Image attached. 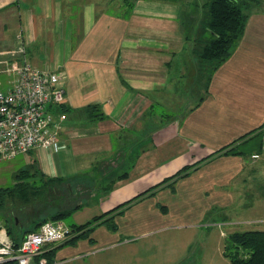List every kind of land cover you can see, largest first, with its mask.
I'll return each instance as SVG.
<instances>
[{"label": "crops", "instance_id": "crops-1", "mask_svg": "<svg viewBox=\"0 0 264 264\" xmlns=\"http://www.w3.org/2000/svg\"><path fill=\"white\" fill-rule=\"evenodd\" d=\"M115 2L0 0L2 59L16 51L19 60L60 73L65 103L52 109L67 114L60 150L21 155L23 165L9 175L34 165L48 178L90 184L83 207L65 221L71 234L45 252L55 250L51 264L106 251L87 264H143V241L176 227V214L184 218L178 226L204 225L209 234L218 227L225 236L232 230L224 227L239 224L224 221L223 212L264 208L263 156L210 157L264 127V0L247 10L244 33L208 82L191 79L198 65L192 34L203 20L197 1ZM258 212L243 223L264 230ZM101 216L87 235L73 231ZM188 255L170 264L189 263Z\"/></svg>", "mask_w": 264, "mask_h": 264}, {"label": "trees", "instance_id": "trees-1", "mask_svg": "<svg viewBox=\"0 0 264 264\" xmlns=\"http://www.w3.org/2000/svg\"><path fill=\"white\" fill-rule=\"evenodd\" d=\"M129 3L128 0H124ZM257 4V0H205L202 5L203 20L200 23V30L208 33V41L198 50L194 49L193 54L198 63L200 73L207 74V81L212 72H214L231 55L239 38L245 30L248 19L247 10ZM132 2L127 5L131 7ZM96 106L88 107L87 111L91 118L97 119L100 115H93ZM66 113V110H63ZM228 146L221 148L212 154L213 157L218 154L232 156H253L263 154L264 152V127L259 131L246 135ZM191 166L183 171H188ZM49 181L71 182L61 178H48L44 176L36 166L19 169L13 176V184L8 187L0 188V227H4L7 234L19 246L24 237L31 232L37 231L40 226L48 221L65 222L70 216L83 207L84 203L65 211H59L49 220H39L24 225L18 222L17 217L9 215L7 211H14V207L22 210L23 204H28L33 196L42 193L41 184ZM38 181H41L40 184ZM113 212V211H111ZM111 212H108L107 215ZM100 218L84 224L80 227L74 226L73 231H83L82 236L87 235V230L97 223ZM13 219V220H12ZM69 227V226H68ZM69 229H71L69 227ZM71 234V230L68 236ZM67 236V237H68ZM76 236L75 238H77ZM81 237V236H80ZM74 238V239H75ZM223 255L232 264H264V230L247 229L228 232L224 236ZM55 250H49L45 256L48 261L54 262L52 256Z\"/></svg>", "mask_w": 264, "mask_h": 264}, {"label": "built area", "instance_id": "built-area-1", "mask_svg": "<svg viewBox=\"0 0 264 264\" xmlns=\"http://www.w3.org/2000/svg\"><path fill=\"white\" fill-rule=\"evenodd\" d=\"M15 52H8V59L0 53V78L8 76L5 85L0 79V165L39 148L58 152L61 123L67 119L66 113L56 117L52 109L65 103L61 74L37 69ZM262 156L264 152L252 158ZM69 232L65 222L48 221L15 246L0 227V264H51L43 257L46 250Z\"/></svg>", "mask_w": 264, "mask_h": 264}, {"label": "rangeland", "instance_id": "rangeland-1", "mask_svg": "<svg viewBox=\"0 0 264 264\" xmlns=\"http://www.w3.org/2000/svg\"><path fill=\"white\" fill-rule=\"evenodd\" d=\"M184 5H194L193 2L199 7L197 8L198 14H200V8L205 3V0H201L202 3L199 2L200 0H179ZM130 3V0H128ZM116 5H128L129 3L124 2L123 0H116ZM202 10V8H201ZM203 11V10H202ZM208 33H204L200 29L195 31V33L192 34V44L194 49L200 50L205 43L208 41ZM191 76L193 78L192 82L199 78V76L203 80L207 81L208 73L202 74L199 71L198 65L196 66V69L191 72ZM1 80H5L4 77L0 78ZM202 80V79H201ZM192 86H196L194 83H191ZM197 87V86H196ZM196 103V99L191 102V105L189 107H186V109H192L193 106ZM159 111L161 113L167 114L168 111H166L163 108H159ZM166 117L165 115H163ZM22 157V156H21ZM19 156L18 159H16L13 162L10 163H3L2 166L4 168V172L2 173L5 177L3 181H0V188L2 187H8L13 184V178L10 176L11 169H8L12 166H14V169H18L23 165L22 159ZM1 166V167H2ZM9 166V167H8ZM39 184L41 181H38ZM45 183L41 184L42 186V193L33 196L30 202L28 204H23L22 210L18 211L16 207H14V211H7L9 215H14L17 217L18 222L24 225H29L30 222H37L39 220H49L54 214H56L59 211H65L66 209L74 208L75 206H78L82 203H85L86 197H87V191L89 187V183L87 181L82 182H62V181H49L45 180ZM162 198L166 197L165 194L161 196ZM261 203V202H260ZM260 203H257L255 206L254 212L250 211H243L242 208H239L238 206L233 207L232 209H229L222 214L226 217L223 220L229 221L233 223L239 224L238 226H232V227H224L225 231H233V230H247V229H258L263 228L260 226L261 224H244L243 222H247L249 217L258 215V211H261ZM258 212V213H257ZM257 213V214H256ZM163 217H161L162 219ZM174 223H177L174 228L171 229H164V230H153L150 239L144 240L142 245L143 247V254H144V261L143 264H170V258L175 257L173 259V263H176L178 259L181 258L183 260V255H188L189 252H186V248L180 249L181 244H184L185 246H188L190 244L191 249L188 257H190L189 263L187 261H183L180 264H223L222 261L226 260L222 255L220 254L221 250H224V236H222V233L220 234L221 229L218 227H215L211 232L212 234H209V230L204 228V225H201L199 227H189V226H178V222L183 220V216L176 214L174 218H171ZM13 220V219H12ZM71 221V220H69ZM222 221V220H221ZM68 222V220H67ZM173 223V224H174ZM206 226V225H205ZM161 228V227H160ZM210 232V233H211ZM189 233V234H188ZM190 237V239L187 240V237ZM152 237V238H151ZM180 249V250H179ZM113 252V251H111ZM192 252L194 253L192 255ZM110 252L106 251V253H100L97 257L103 256V258L107 257ZM47 259V256H43ZM64 257V256H63ZM97 257H86V255H83L80 259H67L64 261H60L57 258V264H87L89 262H92ZM179 257V258H178ZM185 257V256H184ZM62 258V257H61ZM48 260V259H47ZM224 264H232L231 262H226Z\"/></svg>", "mask_w": 264, "mask_h": 264}]
</instances>
